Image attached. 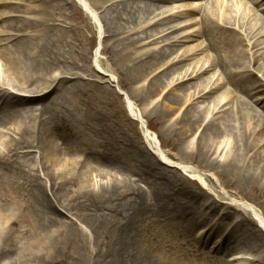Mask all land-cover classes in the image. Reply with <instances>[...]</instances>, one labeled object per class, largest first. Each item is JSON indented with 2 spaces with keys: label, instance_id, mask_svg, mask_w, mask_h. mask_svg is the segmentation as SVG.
<instances>
[{
  "label": "bare ground",
  "instance_id": "bare-ground-1",
  "mask_svg": "<svg viewBox=\"0 0 264 264\" xmlns=\"http://www.w3.org/2000/svg\"><path fill=\"white\" fill-rule=\"evenodd\" d=\"M173 1L90 0L101 9L105 30L106 58L98 64L135 82L151 75L133 88L140 100L174 75L158 116L179 159L212 173L230 196L264 209V0H208L197 31L182 38L170 35L180 25H167L180 13L169 9L168 17L156 19L164 14H155L159 4ZM90 13L76 0H0V264H56L72 243L79 255L77 218L95 232L114 229L108 263L119 264L122 248L128 249L130 215L120 222L107 203L119 191L139 197L131 178L145 181L149 160L141 152L139 165H131V147H137L128 118L100 109L107 89L90 56L96 39ZM201 34L210 54L194 62L187 61L198 47L174 54L175 46ZM148 40L157 44L140 50ZM141 123L151 143L154 134ZM156 158L178 166L161 153ZM175 179L172 189L188 194L214 226H252L243 245L257 253L244 264H263L264 244L254 241L259 220L244 203L228 204L208 175L204 186L191 184L207 199L182 175Z\"/></svg>",
  "mask_w": 264,
  "mask_h": 264
},
{
  "label": "rangeland",
  "instance_id": "rangeland-1",
  "mask_svg": "<svg viewBox=\"0 0 264 264\" xmlns=\"http://www.w3.org/2000/svg\"><path fill=\"white\" fill-rule=\"evenodd\" d=\"M76 1L83 6V12L93 13L92 22L96 29V39L91 47L90 56L92 63L97 68V74L102 78L103 86L107 89V92L101 95L100 109L106 114L115 113L116 111L122 112L128 118L132 143L134 147H137L136 149L131 147L133 151L131 165L133 167L139 165L136 158L141 152L149 160L147 174H144L147 176L144 179L145 181H137L135 175L131 178L132 182L135 181L134 185L138 187L136 192L138 191L139 197L131 200L119 191L107 203L113 211L117 212L116 215L120 222L122 216L128 214L130 215V222L134 225V229L130 234L128 249L126 251V247L122 248V259L119 260V264H132L133 262H137V264H244L245 260H252L257 252L253 250V245L249 247L243 245L244 236H242L243 233L250 235L252 226H239L237 229L232 228L234 225H231L232 227L214 226L212 221L208 219L204 209L196 208L191 204L188 194L176 192L172 189V183L175 182L176 176L182 175L185 185L194 194L207 199L209 194L205 195L193 190L191 184L194 180H197L200 185L204 186V178L207 175L210 176L218 191L226 197L228 204L244 203L250 216L259 220L258 226L261 231L259 237L254 241L264 244V209L254 202L239 200L240 197L230 196L227 193L228 190L212 173L196 170L195 165L180 160L177 155L178 146L173 142L171 135L163 131L158 114L164 108L163 103H165V100L163 97L172 87L168 83L171 81L170 77L174 75L164 79L163 84L152 97L146 100L136 98L133 95V88L142 84L145 85L151 75L135 82L119 77L110 68L100 66L98 61L106 58L102 52L105 37V30L100 18L102 11L101 9H95L90 0ZM207 1L177 0L170 3H161L159 4L160 9H157L155 14L158 15L161 12L164 14L156 17V19L168 17L170 14L166 12L169 9L172 10V14L180 13V16L172 18L167 25H180L181 27L170 35L179 34V37L182 38L189 32L197 31L200 15ZM194 8L196 10H193ZM261 9L264 11V5ZM91 13L90 15H92ZM260 13L262 14V12ZM4 21L5 18H1L0 25ZM143 43L145 45L140 46V50L157 44L155 41L152 43L149 40ZM187 47H198L197 49H200L187 62H194L202 55L210 54L209 40L203 34L190 36L188 41L175 46L174 54L180 53ZM159 70L161 71V69ZM159 70L153 74L159 73ZM166 106H168L167 103ZM129 109L133 110L135 117L129 113ZM178 113V109L173 110L174 115ZM137 119L143 122L144 128L147 127L154 134L153 137L157 141L151 140L150 143L146 139L141 130L142 123ZM119 122L121 123V121ZM156 153H161L176 162L177 168L160 162L156 158ZM152 166H156L163 171V176L157 174V171H153ZM189 169H193L194 173L188 174L186 170ZM212 196H214L212 198H216L213 193ZM87 199L82 200L80 203L86 202ZM78 207L81 209L82 205L79 204ZM60 212L64 215V212ZM76 225L81 233L79 234L83 237V250L78 255L75 254L74 243L71 246L68 245L62 249L56 264H110L108 263L111 259L110 252L115 245L114 229L95 232L82 223L79 218H77ZM237 257L240 258L237 259ZM262 262L264 264V259H262Z\"/></svg>",
  "mask_w": 264,
  "mask_h": 264
}]
</instances>
